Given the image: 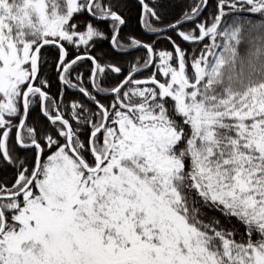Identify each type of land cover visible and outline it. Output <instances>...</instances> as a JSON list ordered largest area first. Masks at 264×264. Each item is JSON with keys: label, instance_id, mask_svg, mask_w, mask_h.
<instances>
[{"label": "snow or ice", "instance_id": "6c2138e0", "mask_svg": "<svg viewBox=\"0 0 264 264\" xmlns=\"http://www.w3.org/2000/svg\"><path fill=\"white\" fill-rule=\"evenodd\" d=\"M0 264H264V0H0Z\"/></svg>", "mask_w": 264, "mask_h": 264}]
</instances>
